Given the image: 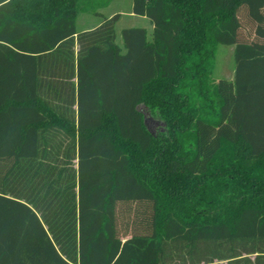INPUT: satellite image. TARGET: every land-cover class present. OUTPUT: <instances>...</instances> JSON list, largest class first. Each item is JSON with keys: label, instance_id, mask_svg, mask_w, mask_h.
<instances>
[{"label": "trees", "instance_id": "obj_1", "mask_svg": "<svg viewBox=\"0 0 264 264\" xmlns=\"http://www.w3.org/2000/svg\"><path fill=\"white\" fill-rule=\"evenodd\" d=\"M82 1L0 0V264H264V0Z\"/></svg>", "mask_w": 264, "mask_h": 264}, {"label": "rangeland", "instance_id": "obj_2", "mask_svg": "<svg viewBox=\"0 0 264 264\" xmlns=\"http://www.w3.org/2000/svg\"><path fill=\"white\" fill-rule=\"evenodd\" d=\"M82 12L77 19L79 31H85L98 26L105 19L120 15L116 24L117 43L122 46V31L128 28H144L149 35L152 33V25L147 18L133 14V0H83L81 3ZM241 37L245 40L255 39L256 25L251 21L245 11L241 12ZM234 47L218 46L214 60L213 79H232L234 75ZM145 111V110H144ZM159 123L148 120V126L155 132Z\"/></svg>", "mask_w": 264, "mask_h": 264}, {"label": "crops", "instance_id": "obj_3", "mask_svg": "<svg viewBox=\"0 0 264 264\" xmlns=\"http://www.w3.org/2000/svg\"><path fill=\"white\" fill-rule=\"evenodd\" d=\"M152 29H153V27H152Z\"/></svg>", "mask_w": 264, "mask_h": 264}]
</instances>
